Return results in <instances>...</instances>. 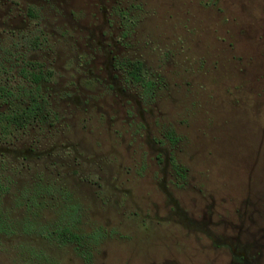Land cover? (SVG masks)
<instances>
[{"label":"rangeland","instance_id":"374dc122","mask_svg":"<svg viewBox=\"0 0 264 264\" xmlns=\"http://www.w3.org/2000/svg\"><path fill=\"white\" fill-rule=\"evenodd\" d=\"M0 60L40 105L0 130V264H264V0H0Z\"/></svg>","mask_w":264,"mask_h":264},{"label":"flooded vegetation","instance_id":"af4514ba","mask_svg":"<svg viewBox=\"0 0 264 264\" xmlns=\"http://www.w3.org/2000/svg\"><path fill=\"white\" fill-rule=\"evenodd\" d=\"M28 17L30 18H35L36 14L33 13L32 8H30L28 10ZM2 63H0V70H4L5 71V67H4V61L0 60ZM16 62V61H15ZM11 63V62H10ZM111 68H113V66H109V68H107L108 70H106L109 74V70H111ZM8 72V71H7ZM1 73V72H0ZM26 74L28 75V72H26ZM33 83H39L40 81L44 80V75L42 73H36L34 72V74H31ZM132 76L135 77V79L137 80L138 77L136 76V72L134 71L132 73ZM5 81V79H2L0 76V102L4 101V103H6L7 105H10L9 107H5L3 105H0V130L5 131V129L8 126H12V125H17V126H22L21 120L22 119H30L32 117H34L36 115V112L38 111L40 105L38 104L39 102H37L36 100H28L27 104H23V101L20 99V103L19 104H14L11 101L7 100V97L9 95H11L10 93H12L11 90H7L5 88V86H1V83ZM112 82L114 83V80H112ZM118 89V87H117ZM26 95V94H25ZM3 150L0 149V153H2ZM23 155V154H22ZM228 242L226 241L225 244H227ZM232 247V245H231ZM232 247L233 250H235L236 252H234V254L236 253L237 256L240 257L241 262L243 264H252L253 260H249L247 258V255H249V252L247 251V246L245 247L244 250H242L243 247L238 248V246ZM235 248V249H234ZM239 250V251H238ZM242 250V251H241ZM237 252H242L241 255H239Z\"/></svg>","mask_w":264,"mask_h":264}]
</instances>
